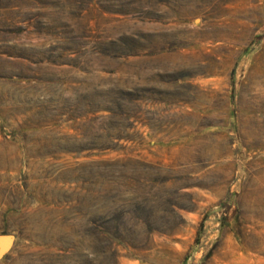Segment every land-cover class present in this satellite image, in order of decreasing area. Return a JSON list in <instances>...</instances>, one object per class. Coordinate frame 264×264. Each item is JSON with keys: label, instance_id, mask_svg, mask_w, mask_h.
Instances as JSON below:
<instances>
[{"label": "rangeland", "instance_id": "374dc122", "mask_svg": "<svg viewBox=\"0 0 264 264\" xmlns=\"http://www.w3.org/2000/svg\"><path fill=\"white\" fill-rule=\"evenodd\" d=\"M0 264H264V0H0Z\"/></svg>", "mask_w": 264, "mask_h": 264}, {"label": "water", "instance_id": "95a60500", "mask_svg": "<svg viewBox=\"0 0 264 264\" xmlns=\"http://www.w3.org/2000/svg\"><path fill=\"white\" fill-rule=\"evenodd\" d=\"M15 236L12 233H0V259L12 248Z\"/></svg>", "mask_w": 264, "mask_h": 264}]
</instances>
